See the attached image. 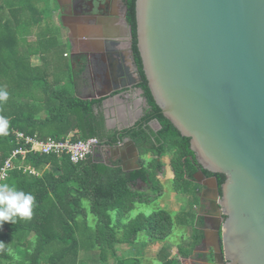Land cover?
I'll use <instances>...</instances> for the list:
<instances>
[{"label": "trees", "instance_id": "16d2710c", "mask_svg": "<svg viewBox=\"0 0 264 264\" xmlns=\"http://www.w3.org/2000/svg\"><path fill=\"white\" fill-rule=\"evenodd\" d=\"M125 5L145 109L135 126L118 132L105 128L100 99L83 100L68 85L49 84L45 55L37 57L35 46L28 42L30 34L38 32L37 43L49 49V42L38 37L43 35L42 28L45 31L41 17L45 10L36 5V0H0V91L8 94L6 100H0V165L20 145L14 131L61 140L75 131L78 137H72V141L96 138L99 145H112L128 137L139 152V168L129 173L95 163L91 155L77 164L65 155H17L8 177L0 183L31 193L35 197L33 216L0 226V264H78L82 248L96 255L101 264L110 259L114 264H137V260L118 258L114 243L132 244L141 232L149 241L162 242L172 233L176 222L184 224L181 212L173 217L166 210L140 214L125 220V224L119 223L136 202H152L154 196L161 194L158 176L163 157H168L173 171L171 188L193 200L198 198L199 186L194 181L197 170L216 177L219 189L225 179L223 174L201 168L190 149L189 138L181 136L154 102L137 49L135 0H125ZM32 58H38L40 64H34ZM66 67L73 73L69 76L73 85L76 70L71 65ZM152 121L160 124L159 130L151 128ZM146 155L151 158L146 159ZM23 166L32 167L39 174L23 172ZM137 180L145 183L148 193L135 189ZM187 213L189 220L184 224L190 231L187 247L177 245L172 256L161 251L163 264H181L179 257H188L202 240L203 233L198 228L202 218L197 216V210L194 215ZM120 229L123 234H118Z\"/></svg>", "mask_w": 264, "mask_h": 264}, {"label": "water", "instance_id": "95a60500", "mask_svg": "<svg viewBox=\"0 0 264 264\" xmlns=\"http://www.w3.org/2000/svg\"><path fill=\"white\" fill-rule=\"evenodd\" d=\"M135 19L154 102L201 168L225 177L213 264H264V0H135ZM124 147L137 166L132 140L104 145ZM200 176L218 197L216 177Z\"/></svg>", "mask_w": 264, "mask_h": 264}, {"label": "crops", "instance_id": "0c3cea01", "mask_svg": "<svg viewBox=\"0 0 264 264\" xmlns=\"http://www.w3.org/2000/svg\"><path fill=\"white\" fill-rule=\"evenodd\" d=\"M49 9L51 10L49 22L51 21L53 24L51 36L55 38L53 44L68 45L71 66L73 70H76L77 76H73L75 83L71 85L72 92L83 100H101L100 111L104 116L107 130L121 132L125 128L135 126L144 115L145 99L138 87L140 79L133 57L132 38L129 36L131 29L126 20L125 0H95L93 2L53 0V5ZM42 25L44 26V24ZM59 25L64 29L62 35L59 28L57 30ZM62 56L67 57L66 51H63ZM86 59H88L87 64H85ZM62 70L66 71L64 73L68 76L73 75L66 66L62 67ZM56 75L59 74L49 70V84L51 86L56 85L57 82L60 85L63 84L60 79L55 78ZM150 126L154 131L160 129V124L156 121H152ZM68 137H78V134L75 131L70 132L66 138ZM123 139L129 138L124 137ZM117 143L118 141L115 144ZM91 157L95 163L118 167L125 173L133 172L139 168V160L137 166L134 165L128 157L126 147L121 154L114 157L104 148V145H99ZM150 158L148 156V159ZM162 164L163 167L158 176L162 190L160 195L154 196V199L162 196L165 192V185L171 182L173 178L168 157L162 158ZM194 181L197 184L195 177ZM204 184L201 185L204 186ZM198 186L199 192L200 185ZM134 187L141 193L149 192L145 183H141L139 180L135 182ZM172 191V194L176 195L177 198L183 194L177 193L173 189ZM185 195L190 197L188 194ZM198 200V203L193 205L196 210L198 207L200 208L197 211V216L201 218L203 215L210 216L208 215L209 212L202 214V199L198 197ZM179 206H173V210L179 209ZM181 211L182 209L178 210L175 216ZM201 226L202 224L198 225V228L203 231ZM206 232L209 233L208 230ZM159 243H163V241H158L157 244ZM198 245H201V242ZM198 245L193 248L188 257L181 259L196 261V254L200 253ZM174 248L176 249V247ZM161 251L165 250L160 248L156 255H160ZM174 254L170 253V256ZM158 258L160 257L158 256Z\"/></svg>", "mask_w": 264, "mask_h": 264}, {"label": "rangeland", "instance_id": "374dc122", "mask_svg": "<svg viewBox=\"0 0 264 264\" xmlns=\"http://www.w3.org/2000/svg\"><path fill=\"white\" fill-rule=\"evenodd\" d=\"M36 5H38L41 9L45 10L41 14L45 31L42 28L41 31L43 32V35L40 34L38 35V37L44 40L45 42H49V49L46 48L47 46H40V44L37 43L36 37L38 32L30 34V36L28 37V42L35 46L34 48L35 50H37V57H39L41 53H44V60L47 66L45 70L48 73L49 70H51V72L53 73H58L59 75H56L55 78L60 79L64 85H68V88H70V90L72 91V86L69 83V76L64 73L66 71L62 70V67L71 65V56L70 51L68 49V45H62L57 43L53 44L55 43V38L51 36V34L53 33V24L51 23V21L49 22L50 13L47 11V8L53 5V0H36ZM58 28L61 32V35L64 34V29L60 25L59 27L57 26V30ZM63 51H66V58L62 56ZM32 60L34 64H40L38 58H32ZM142 158H144V156ZM146 159H148L147 155ZM172 192L173 191L171 189V182H169L167 185H165V192H163L161 197H156L152 202L149 201L148 203L136 202L134 204V208L130 212H128L126 217L120 219L119 223L125 224L127 223L125 220L135 218L137 215L140 214L150 215L152 212L157 210H166L171 214V216L174 217L175 213L178 210L182 209V214H180L179 216L180 218H182L185 224L187 220H189L187 219V212L194 215L196 213V210L193 208V205L198 203L199 200L198 198L193 200L191 196L186 197L185 194H182L180 198H177V196L172 194ZM85 206L86 208L88 207V204L86 202ZM173 206H179V209L173 210ZM87 215L89 219L93 220L92 215L90 213H87ZM111 216L112 219L115 220V212H112ZM184 224L179 225V223L176 222L172 228V233L165 241H163V243L157 244L158 241H149L145 234L142 232L138 234L136 241H134L132 244L114 243L116 254L118 258L125 259L127 261L137 260V264H163L160 258H158L159 255H156L160 248H162L169 254H176V249L174 247L180 244L186 245V240L190 239V231L187 229L186 226H184ZM189 226H191V222ZM118 234H123V231L120 229ZM185 247H187V245ZM179 258L181 264L194 263V261H185L184 259H181V257ZM78 260V264H101V262L97 260L96 255H94L92 252H88L87 248H82L80 250ZM104 264H114V262L110 259L107 263Z\"/></svg>", "mask_w": 264, "mask_h": 264}, {"label": "built area", "instance_id": "2783aa9c", "mask_svg": "<svg viewBox=\"0 0 264 264\" xmlns=\"http://www.w3.org/2000/svg\"><path fill=\"white\" fill-rule=\"evenodd\" d=\"M13 134L16 142H19L20 145L0 165V182L8 177L9 170L14 167L13 160L17 155L24 156L27 153L54 156L65 155L71 163L77 164L85 160L88 155H92L99 146L96 138L72 141L70 137L61 140L49 136L29 135L21 131H14ZM21 170L35 176L39 174L38 171L29 166H23Z\"/></svg>", "mask_w": 264, "mask_h": 264}, {"label": "flooded vegetation", "instance_id": "af4514ba", "mask_svg": "<svg viewBox=\"0 0 264 264\" xmlns=\"http://www.w3.org/2000/svg\"><path fill=\"white\" fill-rule=\"evenodd\" d=\"M202 170H197L194 173V177L196 179V183L200 185V190L197 193L198 197L202 199V208L201 212L202 214H209L210 216H204L202 217V226L203 229V243L201 245H198L199 247V254H196V261H194L193 264H213L212 260V254H213V238L210 236H206V231L209 232H215V229L217 227V224L219 223V220L217 219V215H215V209L213 207V204L217 202V199L221 197V190L219 189V196L216 197V190H214L213 186L209 181H205V178L200 176V173ZM203 173V172H202ZM205 176V175H204ZM208 180L214 176H205ZM205 183L208 186L204 187L201 184ZM200 208L198 207V210ZM211 211V212H210Z\"/></svg>", "mask_w": 264, "mask_h": 264}, {"label": "clouds", "instance_id": "9594fccd", "mask_svg": "<svg viewBox=\"0 0 264 264\" xmlns=\"http://www.w3.org/2000/svg\"><path fill=\"white\" fill-rule=\"evenodd\" d=\"M8 94L0 91V100H6ZM35 197L15 186L0 184V226L5 222L16 223L17 218L30 220L33 216Z\"/></svg>", "mask_w": 264, "mask_h": 264}]
</instances>
